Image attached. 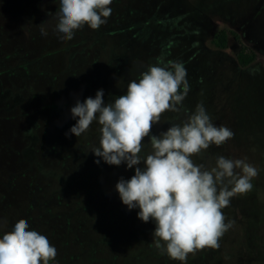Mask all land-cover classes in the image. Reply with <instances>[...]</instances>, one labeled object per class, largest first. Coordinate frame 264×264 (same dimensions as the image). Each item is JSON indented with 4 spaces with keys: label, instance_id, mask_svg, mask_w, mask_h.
<instances>
[{
    "label": "rangeland",
    "instance_id": "1",
    "mask_svg": "<svg viewBox=\"0 0 264 264\" xmlns=\"http://www.w3.org/2000/svg\"><path fill=\"white\" fill-rule=\"evenodd\" d=\"M110 7L112 8L111 14H116V17L119 12L128 15V11L133 10L136 12L135 15H138L135 17L129 15V20L138 19L139 16L150 17L153 15L162 24L167 21L171 25L164 26L162 30L158 29L156 33L152 34V37L150 30L146 29L148 27H145L146 35L141 41L134 40L135 36L132 35V38L129 34L125 36L110 35L109 31L117 30L116 28L122 27V25L110 27L109 24L101 27L102 32L99 35L94 34L93 29L85 26L76 30L71 40L58 41L56 34L50 30L54 24L51 13L56 8L55 0H0V92L4 90L0 94V99H2L0 101L2 108L0 109L3 112L6 101V110H10V107H19L15 119L20 120V116L26 112L36 114L33 115L35 118L41 115L40 108H38L41 95L38 94L37 100L25 101L24 97L27 92L18 88V81L10 79L11 77L5 73L2 74V66L5 67L8 63L12 64L9 67L16 63L29 65L35 73L46 70L47 75L51 77L60 71L64 75L62 76L63 83L61 82V86L57 90H53L52 93L60 92L58 98L62 104V112L68 119L67 124L71 125L76 121L71 117L70 108L77 99L83 101L88 96L94 97L96 91L101 88L104 89V97L110 96L118 83L120 91L124 90L125 93L129 81L138 79L140 73L145 71L148 65L158 62H182L187 70V80L190 85V90L182 101L184 109H181L173 120L169 118L170 110H166L161 114V121L155 125L158 129L166 131L171 123H180L200 103L203 104L215 125H225L233 131L232 138L219 146L210 145L206 150L211 152H206L205 155L211 159V167L215 165L216 157L221 155L233 159L246 158L247 162L257 167L258 175L252 178V189L240 196L236 195L233 205L241 204L238 210L244 212V215L249 213L248 216L251 220L255 219L258 223V237L255 238L256 244H254L251 236L246 239L242 232L241 237L240 231L234 229L231 235L234 236L228 238L223 250L226 253L236 245V251L238 248L242 250L247 242L248 248L252 247L254 253L252 256L248 248H246L248 253L244 249L243 256L245 258L241 259L240 264H250L248 262L250 257L257 258L253 264H264V0H113ZM118 8L120 11H117ZM38 13L41 16H35L39 15ZM3 17H9L10 20L3 21ZM171 17V20L168 19ZM109 19L110 16L107 21ZM16 23L17 25H15ZM39 26L48 31L44 30L47 33L46 36L49 37L46 39L47 42L58 41L50 43L52 46L50 52L40 48L47 43L44 42L38 46L41 43L38 38L40 35L37 36L35 32H39L41 29ZM157 26L160 25L157 24ZM219 30H224L227 33L224 47H219L214 42L215 34ZM150 43L153 44V47L149 45ZM167 43L171 45L168 46ZM244 48L252 51L254 58L247 65L241 66L236 60V54ZM4 71H7V68ZM31 74V71L30 75L25 73L23 75L25 83L21 84L27 85L32 79L31 83L42 87L40 85L43 82L42 78L38 75L31 77ZM4 75L6 80L3 79ZM58 85L56 84V86ZM78 90H80L79 93H77ZM38 91L44 93L41 90ZM11 97H15L17 100L12 102ZM21 107L25 109L22 112H20ZM34 108L36 110H33ZM9 124V132L13 134L12 129L15 128V121ZM46 125H40L39 132L46 133L42 128ZM47 126L49 127V125ZM95 129L93 122L89 130L94 131ZM13 135L15 138V133ZM100 135L99 132L94 133L93 145H99ZM85 139L88 140V137ZM70 140L65 144L66 148L69 146ZM58 143L60 144L59 140ZM70 147L62 156L63 160H68L69 164L71 161L68 156ZM91 147L87 146L86 150H90ZM89 156L95 157L91 151ZM202 156V153L194 154L192 158ZM44 158L45 156L42 157L40 163H36L37 168H43L51 162L53 163V160L46 162L47 160L45 161ZM26 161L18 170H16L17 168L11 169L12 175H10L13 177L14 185L10 183V186L13 191L19 181L25 185L23 191L28 186L27 180L28 183L30 182V178L27 176L32 172L28 166L33 164L29 162V159ZM132 170L125 168L123 172H126V177L130 178L134 174V170ZM21 172L27 175L22 178ZM10 175L8 171L6 179L10 178ZM2 176L0 182H2ZM36 177L40 178V176ZM43 181L42 178L41 183ZM99 190L101 188L97 185L83 199L86 198L92 203L99 201L97 198L100 196ZM253 191L255 192L252 193ZM11 201L15 200H9V204L14 209L19 207V202L10 203ZM19 201L22 202V199ZM232 201L231 197L230 203ZM66 209L58 205L54 208L55 211L60 212H62L61 210L66 211ZM5 216L6 214L0 215L4 218L0 222V231L5 225ZM19 217L21 215L17 218ZM126 217L127 220L133 219L131 213H128ZM243 217L247 222L250 219L247 216ZM9 218L11 217H6V219ZM240 218L239 216L238 219ZM99 219V217H95V220ZM21 220L27 222L25 218ZM228 220L233 222L230 227L232 229L236 224L240 225L235 223L237 217L232 220L229 216ZM245 220L242 218L241 224H247ZM38 225L36 230L48 238L49 234L45 227L39 223ZM229 240L233 241L231 246ZM118 245L105 246L101 253L97 252L90 259L84 252H79L82 254L78 256V251L72 247L67 249L69 255L66 264H105V261L112 259V255H117L121 260L125 253L120 249L114 250ZM55 247L58 248L57 245ZM257 250H262V254H258ZM58 253L57 250L56 264H63ZM247 256L248 261H246Z\"/></svg>",
    "mask_w": 264,
    "mask_h": 264
},
{
    "label": "clouds",
    "instance_id": "2",
    "mask_svg": "<svg viewBox=\"0 0 264 264\" xmlns=\"http://www.w3.org/2000/svg\"><path fill=\"white\" fill-rule=\"evenodd\" d=\"M113 0H55L51 31L58 41L71 40L85 25L98 29L107 22ZM41 37L46 33L41 28ZM190 85L182 62L148 65L138 79L127 84L126 92L114 101L104 100V89L70 108L76 122L65 135L86 134L97 122L99 145L91 152L99 164L122 163L134 174L120 177L115 184L127 209H138L137 217L154 223L152 242L161 254L186 264L188 254L205 247L218 248L219 238L232 226L222 209L230 198L250 191L256 166L246 158L217 156L210 169L196 164L192 155L210 145H222L233 131L215 125L203 104L166 131L152 134L166 110L179 112ZM144 137H148L144 142ZM146 143L151 150L144 152ZM239 170V171H237ZM0 217V222L3 221ZM57 249L42 233L19 220L7 233H0V264H56Z\"/></svg>",
    "mask_w": 264,
    "mask_h": 264
},
{
    "label": "trees",
    "instance_id": "3",
    "mask_svg": "<svg viewBox=\"0 0 264 264\" xmlns=\"http://www.w3.org/2000/svg\"><path fill=\"white\" fill-rule=\"evenodd\" d=\"M117 11H120V9L118 8ZM128 12V15H125L124 12H119L118 17H116V14L114 15L112 13L110 19L105 24L101 25L98 29H93L94 34L96 33L99 35L102 32L101 27L107 24H109L110 27L122 25V27L116 28L117 30H112L108 33L110 35L118 34L122 36L129 34L131 37L132 35L133 37L135 36L134 40L141 41L143 37L145 38L144 35H146V30H144L145 27H148L146 29L150 30V35L152 37V34L156 33L158 29L162 30L164 26L171 25V23L167 21L163 22V25L160 20L153 17V15L150 17L139 16L140 20L139 18L129 20V15L135 17L138 14L135 15L136 12L133 10H129ZM35 16L38 17L41 15ZM43 19L46 20L45 18ZM168 19L171 20L172 17ZM2 20L7 21L10 20V18L3 17ZM12 20L14 19L12 18ZM156 23L160 26H157ZM15 25H17V23ZM36 26H38V24H36ZM39 27L42 28L41 26ZM43 30L46 29L43 28ZM35 34L38 36L39 32H35ZM38 38H40L39 40L41 41L38 46L44 42L47 43L40 48L49 52L52 47L50 43L58 42L56 40L47 42L46 39L49 37L46 35L43 37L39 36ZM158 39L161 40V38ZM134 40L133 42H135ZM226 40L227 33L224 30H219V32L215 34L214 42L217 46L224 47L226 45ZM167 44L168 46L171 45L170 43ZM149 45L153 47L152 43ZM253 58V52L245 48L241 49L236 54V60L241 66L247 65ZM7 65V67L2 66V74L5 73V75L11 77L10 79L18 81V88L24 89L27 92L24 97L25 101L29 100V102H31L30 99L37 100L38 94L41 95L38 107L40 108L39 112L41 115L35 118L33 115L36 114H29V112H26L20 116V120L17 118L15 119L19 107H10V110H6V101L3 112L2 109H0V177L3 175L1 179L2 182H0V215L3 216L6 214L4 220L5 225L0 232H9L11 226L22 218H25L30 228L35 230L39 226L38 223L41 224V226L45 227L48 231V239L51 243L55 246L57 245V250L59 252L58 257L63 264L68 262L67 256L69 253L67 249L69 250L72 247L76 248L78 256L82 254L79 252H84L87 254L88 259H90V257H93L97 252L101 253L105 246L110 247L111 245L117 244L119 245L115 247L114 250L120 249L125 254L121 260L118 259L117 255H112V259L105 261V264H182V262L178 260L170 259L167 254H161L154 246L152 242V232L155 227L154 223L151 220L149 222H143L137 217L138 209L129 210L127 206L121 202L115 190V184L120 177H124L125 179L128 178L125 175L126 172H123L126 168L125 165L123 163L119 166L109 165L103 162V160L97 164L94 162L97 157H94V159L89 156L91 149L87 151L86 148L87 146H93L92 137L94 133H100V126L98 123L96 122L95 124L94 122L96 129L94 131L89 130L84 136H82V134L78 137L74 134L65 135L75 122H72L71 125L67 124L68 119L64 117L61 108L62 104H60L61 101H59L58 98L60 92L52 93L53 90H57V88L61 86V82L63 83L62 76L64 75L59 71L57 75L51 77L47 75L46 70H43L41 73L38 71L35 73L32 67L22 63L13 64L11 67H9V65H12L11 63ZM6 68L7 71H4ZM30 71L32 72L31 77L32 75H38L42 78V84L39 83L42 87H37L36 83H31L32 79L27 85L21 84L25 83V77L23 75L25 73L30 75ZM5 75L3 76L4 80H6L4 78ZM56 84L59 85L56 86ZM114 90L111 92L112 95L104 97L105 101L112 102L117 96L124 94V90L120 91L119 83ZM3 91L1 90L0 94ZM79 91L80 90H78L77 93H79ZM32 94H34V96H32ZM1 100L2 99H0V101ZM15 100H17L15 97H11L12 102H15ZM0 105V108H2L1 102ZM20 109V112L25 110L23 107ZM181 109L183 110L184 107H181ZM33 110L36 109L34 108ZM50 112L53 113L50 114ZM176 114H178V112L173 113L170 111V120L175 119ZM12 120L15 121V128L12 129V132L13 134L15 133L16 139L13 138L14 135L9 132V123L13 122ZM37 120H39L40 123ZM42 124L49 125V127L47 125L42 127L43 131H46L44 134L38 130L39 126ZM96 125L98 126L96 127ZM150 131L152 134H159L162 129H158L154 124ZM86 137H88V140L85 139ZM69 139H71L70 142H68V147L71 146L68 152V156L71 159L70 164L68 160L64 161L62 157L63 154L68 151V147L66 148L65 144ZM147 140L148 137H144V142H147ZM44 143L45 145H43ZM150 150V143H146L142 151L147 152ZM206 152L209 153L211 151L204 150L201 152L203 154L202 157H193L192 159L194 163L203 164L205 168L210 169L211 159L206 157ZM43 156H45L44 160H47L46 162H51L53 160V163L51 162L43 168H37L35 165L41 162ZM28 159L29 162L33 164L28 166L32 172L27 176L30 178L29 183L27 180L28 186L25 187L23 191L25 185H23L22 181H19L18 186H15V190H11L10 183L14 185L12 182L13 177L11 176V169L17 168L16 170H18L19 167H22V163ZM8 171L11 177L6 179ZM21 173V176H23L22 178L27 175L23 172ZM36 176H40V178ZM42 178L44 181L41 183ZM97 185L101 188V190L98 191L100 196L97 197L99 201L92 203V201H87L86 198L83 199V197L89 194ZM254 192L255 191L252 193ZM237 195L240 196L241 194ZM16 197L19 198L17 199ZM234 197H236V195L232 197V203L224 207L222 212L225 216V222L229 221V216H231L232 220L237 217L235 223H239L240 225L236 224L233 229L228 228L224 232L218 240V248L205 247L197 250L194 254L189 253L186 264H240L241 259L245 258L243 256V250L248 248L247 242L242 250L238 248L236 251L235 247L237 245L234 246V248L231 247L226 253L223 250L225 249L228 238L234 236H231L234 229L240 231L241 237L242 232L245 234L244 237L246 239L251 236L253 243L256 244L255 238L258 237V223L255 219L251 220L248 216L249 213L244 215V212L242 213L238 210L241 204L233 205V203L235 204L234 200H236ZM12 199L20 203L19 207L14 209L11 204H9V200ZM20 199H22V202L19 201ZM15 201H11L10 203H14ZM56 205L67 209L66 211L61 210L62 212L55 211L54 208ZM14 211L16 212L14 213ZM128 213H131L133 219L127 220L128 218L126 216ZM19 215H21V217L17 218ZM37 215L40 216L36 217ZM96 216L100 219L95 220ZM239 216L241 217L240 219H238ZM243 216L250 218L248 222ZM6 217L11 218L6 219ZM242 218L247 224H241ZM232 242V240H229L230 246ZM248 249L252 255L254 253L253 248L249 247ZM257 252L258 254H262V250H257ZM246 261H248V256L246 257ZM254 261H257V258L250 257L248 262L253 264Z\"/></svg>",
    "mask_w": 264,
    "mask_h": 264
}]
</instances>
